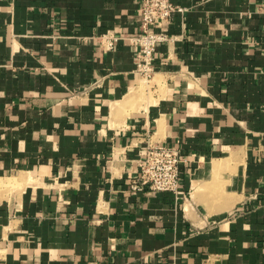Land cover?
Listing matches in <instances>:
<instances>
[{
    "label": "crops",
    "instance_id": "0c3cea01",
    "mask_svg": "<svg viewBox=\"0 0 264 264\" xmlns=\"http://www.w3.org/2000/svg\"><path fill=\"white\" fill-rule=\"evenodd\" d=\"M142 1L0 0V264H264V0H173L148 83Z\"/></svg>",
    "mask_w": 264,
    "mask_h": 264
},
{
    "label": "built area",
    "instance_id": "2783aa9c",
    "mask_svg": "<svg viewBox=\"0 0 264 264\" xmlns=\"http://www.w3.org/2000/svg\"><path fill=\"white\" fill-rule=\"evenodd\" d=\"M183 9L175 6L173 0H143L140 8V35L133 39L139 47L137 54V73L145 81L153 79L155 53L159 46L171 38L163 32L176 13ZM117 38L104 36L103 46L111 49ZM186 159L180 152L165 145H154L146 151L145 159L140 162L139 177L132 180L130 191L134 192H179L180 167Z\"/></svg>",
    "mask_w": 264,
    "mask_h": 264
},
{
    "label": "rangeland",
    "instance_id": "374dc122",
    "mask_svg": "<svg viewBox=\"0 0 264 264\" xmlns=\"http://www.w3.org/2000/svg\"><path fill=\"white\" fill-rule=\"evenodd\" d=\"M150 82V81H149ZM146 83H148V82H146Z\"/></svg>",
    "mask_w": 264,
    "mask_h": 264
}]
</instances>
